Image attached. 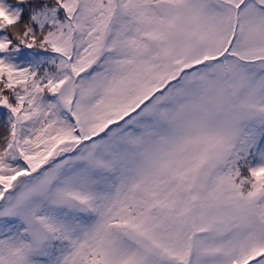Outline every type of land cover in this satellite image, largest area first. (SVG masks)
I'll list each match as a JSON object with an SVG mask.
<instances>
[{"label": "snow or ice", "instance_id": "snow-or-ice-1", "mask_svg": "<svg viewBox=\"0 0 264 264\" xmlns=\"http://www.w3.org/2000/svg\"><path fill=\"white\" fill-rule=\"evenodd\" d=\"M0 264H264V0H0Z\"/></svg>", "mask_w": 264, "mask_h": 264}]
</instances>
